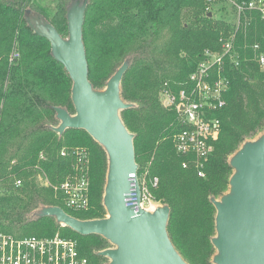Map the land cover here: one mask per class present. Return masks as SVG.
Listing matches in <instances>:
<instances>
[{
  "label": "trees",
  "instance_id": "trees-1",
  "mask_svg": "<svg viewBox=\"0 0 264 264\" xmlns=\"http://www.w3.org/2000/svg\"><path fill=\"white\" fill-rule=\"evenodd\" d=\"M226 1L243 6L235 25L216 19L206 0H89L83 26L94 89L104 90L123 63L130 64L121 97L132 108L120 115L134 135L139 170L159 180L152 193L170 207L168 233L189 264H214L216 209L211 199L229 190L231 157L264 133V71L254 49L260 45L264 50V21L248 8L257 0L214 4ZM71 2L0 0V233L17 239H73L89 264H108L99 253L112 245L103 237L81 236L52 217L39 216L45 207H60L82 221L107 217V153L84 130L69 129L62 135L53 130L60 123L55 107L75 114L72 80L53 58L49 41L35 34L25 18L31 10L68 38ZM230 39L239 64L228 56L223 60L221 75L230 80V87L226 106L213 113L221 132L200 178L193 162L183 168L191 158L177 153L174 139L184 127L177 112L162 104L161 94L165 84L173 94L191 88L190 77L207 59L206 52L221 55ZM76 149L86 150L90 158L84 169L90 183L86 211L68 208L57 189L76 173Z\"/></svg>",
  "mask_w": 264,
  "mask_h": 264
},
{
  "label": "water",
  "instance_id": "water-1",
  "mask_svg": "<svg viewBox=\"0 0 264 264\" xmlns=\"http://www.w3.org/2000/svg\"><path fill=\"white\" fill-rule=\"evenodd\" d=\"M88 4L89 0H72L67 10L68 38H63L50 22L31 10L25 12V18L35 34L49 41L53 58L64 66L72 80L75 114L55 107L60 123L53 130L60 135L69 129L84 130L107 153L103 198L107 217L82 221L60 207H45L39 216L52 217L81 236L103 237L112 245L99 253L109 260L108 264H189L169 236V206L160 205L154 212L138 213L126 207L129 178L139 168L134 135L120 115L121 111L132 108L121 97V83L130 64L125 61L104 90L94 89L89 80L83 40ZM230 166L233 174L228 192L220 199H211L216 209L213 263L264 264V133L244 143L231 157Z\"/></svg>",
  "mask_w": 264,
  "mask_h": 264
},
{
  "label": "built area",
  "instance_id": "built-area-1",
  "mask_svg": "<svg viewBox=\"0 0 264 264\" xmlns=\"http://www.w3.org/2000/svg\"><path fill=\"white\" fill-rule=\"evenodd\" d=\"M206 2L212 3L213 0ZM237 7L240 9V16L243 6ZM248 8L259 12L264 21V0L253 1ZM254 49L258 52L257 61L264 71V50L260 45H255ZM227 56L231 62L239 64L231 39L224 45L221 55L206 52L207 59L190 77L191 88H183L178 94H173L169 85L165 84L161 94L162 104L177 112L184 127L174 139L177 153L191 158L183 163V168H189L193 162L200 178L205 177V162L213 153V142L221 132V122L213 117V113L226 106L225 95L228 93L230 80L222 76L221 71L224 69L223 60ZM13 57L17 58L18 54H13ZM74 154L80 163L75 168L76 173L57 189L64 195L68 208L86 211L90 208V183L84 169L87 168L90 158L84 149H76ZM147 175L148 172H141L138 168L129 178L130 191L126 194L125 204L136 213L140 210L154 212L161 205L152 193V189L158 188L159 180L148 179ZM21 184L18 181L16 185L19 187ZM0 264H89V260L80 253L78 242L73 239L59 235L52 238L32 236L17 239L0 233Z\"/></svg>",
  "mask_w": 264,
  "mask_h": 264
},
{
  "label": "rangeland",
  "instance_id": "rangeland-1",
  "mask_svg": "<svg viewBox=\"0 0 264 264\" xmlns=\"http://www.w3.org/2000/svg\"><path fill=\"white\" fill-rule=\"evenodd\" d=\"M208 4H210L211 10L213 11L216 19L225 20L231 23L232 25H235L238 23L240 9L237 7L235 3L231 1H226L222 3L219 2V3L214 4V0H213L212 3H208ZM12 57H13V54H12ZM258 137L259 135L251 140H255Z\"/></svg>",
  "mask_w": 264,
  "mask_h": 264
}]
</instances>
